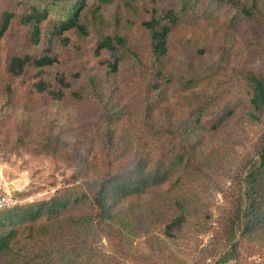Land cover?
<instances>
[{
    "label": "trees",
    "instance_id": "obj_1",
    "mask_svg": "<svg viewBox=\"0 0 264 264\" xmlns=\"http://www.w3.org/2000/svg\"><path fill=\"white\" fill-rule=\"evenodd\" d=\"M115 1L0 0V92L10 100L15 85L27 80L28 90L48 105L93 101L100 107L94 121L99 148L82 150L77 158L81 168L71 177V185L46 200L0 211V264H113L112 257L101 255L91 244L93 227L96 230L99 223L104 224L110 218L116 220L114 225L110 224L124 230L133 226L142 230L156 228L162 236L163 253L174 254L172 264H185L174 253L173 239L185 226L203 225L209 219V201L199 197L196 189L208 180L212 167L218 169V165L239 190L238 194L222 190L221 221L225 226L235 224L241 240L264 235V135L256 137L249 159L233 161L234 169L230 163L215 162L218 146L212 145L215 149L209 152L197 149L195 135L200 118L213 110L219 114L210 119L212 131L232 119L236 111L251 124L262 122L264 0H179L176 8L167 9L156 7L155 0H119L114 5ZM221 9L228 13L229 28L241 22L257 28L253 42L260 54L258 63L229 65L232 49L222 47L219 64L204 68L201 80L196 74L187 78L177 76L170 65L171 34L185 16L207 13L205 17H212L215 10ZM216 26L209 25L206 30L213 33ZM129 27L138 28L143 35L142 49H135L124 33ZM86 41H91L87 50L96 65L94 73L90 74L85 67L84 71L71 73L56 69L61 64L56 47L61 52H77ZM48 69L55 70L48 75ZM190 69L187 68V75L192 74ZM220 74L226 76L218 78ZM132 79L136 81L134 86ZM174 80L182 94H175L176 101L168 105L167 89ZM202 80L203 87L196 90ZM220 83L233 84L236 90H241L239 108L224 102L229 90L220 93L225 88ZM130 98L139 103L134 108L138 115H130L131 122L138 127L131 129L128 120L125 128L132 145L127 154H120L114 148L116 131L123 118L128 117L126 99ZM182 111L190 120L175 125L174 117ZM90 126L92 132L93 125ZM51 128L53 131L52 120L45 123V133L40 134L50 137ZM146 132L167 137L163 152L167 156L156 159L151 170L146 169L147 158L142 160V152L147 153L148 147ZM0 139L12 144L21 138L5 131L0 133ZM102 155L106 157L99 160ZM176 167L181 171L170 183L172 196L154 195L153 200L145 203L142 217H131L127 212L109 215L107 200L138 197L146 189L163 186ZM184 178H189L188 189L184 192L174 189V184ZM76 181L81 184H75ZM83 205L96 207V218L93 214H70ZM133 219L137 221L135 225ZM23 227L28 228L30 240L18 245L14 239ZM131 234L127 232L128 236ZM220 259L224 262L227 257L222 255ZM136 263L151 264L143 256Z\"/></svg>",
    "mask_w": 264,
    "mask_h": 264
},
{
    "label": "rangeland",
    "instance_id": "obj_2",
    "mask_svg": "<svg viewBox=\"0 0 264 264\" xmlns=\"http://www.w3.org/2000/svg\"><path fill=\"white\" fill-rule=\"evenodd\" d=\"M138 1L140 0H136ZM141 1L146 2L147 0ZM155 1V6L159 9L176 8L179 3V0ZM117 3L119 0L115 1L114 5ZM206 14L185 16L169 38L170 65L177 76L187 78L195 77L193 74H196L201 80L204 68L215 67L219 64L222 47L232 49L229 65L253 66L258 63L260 54L253 42V36L258 33V30L254 25L241 22L229 28L227 26L228 13L225 9L215 10L212 17H205ZM209 25H217L215 32L209 33L206 30ZM124 33L135 49H142L144 38L138 28L129 27L124 30ZM90 46L91 41H86L82 49L77 52H61V48L56 47L54 50L61 55V64L56 69L71 73L84 71L82 69L85 67L90 74L94 73L96 65L87 50ZM199 50L201 53H198ZM188 67H192L191 75L186 73ZM54 70L48 69L47 74L51 75ZM220 76L226 75L220 74L217 77ZM135 83L136 81L132 79L131 85L134 86ZM203 83L202 80L195 89H201ZM16 85L10 100L0 92V124L3 125L0 127V133L8 131L21 138L12 144L0 139V174L6 182L11 183L15 199L14 206H22L46 200L59 189L71 185L69 183L71 177L78 174L81 168L77 158L82 150L91 151L93 148H99L100 143L95 133L96 123L94 121L98 117L100 107L93 101H85L79 105L65 102L58 106L48 105L28 90L27 80ZM219 86L225 87L219 91L220 93L226 89L229 90V94L223 95L224 102L230 106H236L235 109L239 108L241 90H236L233 84L220 83ZM177 93L182 94L178 91L174 80L167 89L166 102L168 105L176 101L175 94ZM126 101L129 106H126L128 117L123 118V122L118 124L114 144L115 150L120 154H127L132 145L125 128L128 120L131 129L138 127L136 123L131 122L133 116L130 115H138L134 108L135 104L139 103L131 98ZM214 107L220 108L216 105ZM179 114L174 117L175 125L190 120L184 111ZM218 114L216 110H213L200 118V124L197 125L195 133L198 141L197 149L209 152L215 149L212 145L218 146L215 162H221L222 165L230 163L234 169L233 161L239 163L244 157L249 159L253 153L252 145L256 137L264 135V118L259 124H251L240 111H236L232 119L212 131L209 129L210 119L217 117ZM51 120L53 123L51 136L46 137L40 134L45 133V123ZM90 125H93L92 132L89 131ZM152 128L155 129L156 126L152 124ZM70 137H73L72 140ZM146 137L147 153L142 152V160L144 162L147 158L146 169L151 170L154 168L156 159L163 160L167 156L163 154L167 137L152 136L147 132ZM55 149L58 151L54 152ZM104 157L106 155L100 156L99 160ZM180 171V168L176 167L175 172L170 175L163 186L161 184L155 189H146L138 197H118L107 200L109 215L127 212L131 217H142L145 203L153 200L154 195L159 194L161 197L173 195L170 183ZM80 182L76 181L75 184L80 185ZM174 185H176L174 189L184 192L190 186L189 178L181 179L178 184ZM224 189L237 191V194L239 192L235 185L226 178V174L219 165L218 169L212 167L208 180L206 179L196 189L199 197L209 201L207 207L209 219L203 225L196 227L187 225L176 232L172 244L175 249L174 253L179 255L185 264H264V235L261 233L255 235L254 238L241 240L240 230L235 224L225 226L224 221H221L219 209L224 207L222 195ZM228 208H230L229 205L226 209ZM70 214H93L96 218L98 209L83 205L72 210ZM115 221L110 218L104 221V224L99 223L96 230L93 227L91 244L98 253L112 257L113 264H137L139 256L148 258L151 264H160L161 260V264H172L176 257L171 258L174 254L165 255L163 253L164 244L160 239L162 236L156 228L142 230L133 226L130 230H124L113 226ZM136 223L137 221L133 219V225ZM144 224L148 226L147 223ZM107 230L109 233H106ZM128 231L132 233L131 236L127 235ZM28 235V228H20L14 241L18 245L26 244L30 240ZM227 253H230L231 257ZM222 255L227 257L224 262L220 259Z\"/></svg>",
    "mask_w": 264,
    "mask_h": 264
},
{
    "label": "built area",
    "instance_id": "obj_3",
    "mask_svg": "<svg viewBox=\"0 0 264 264\" xmlns=\"http://www.w3.org/2000/svg\"><path fill=\"white\" fill-rule=\"evenodd\" d=\"M15 199L11 183L6 182L0 174V211L14 206Z\"/></svg>",
    "mask_w": 264,
    "mask_h": 264
}]
</instances>
